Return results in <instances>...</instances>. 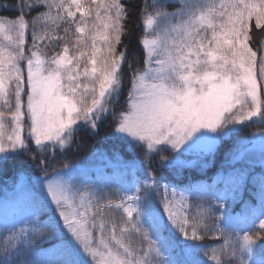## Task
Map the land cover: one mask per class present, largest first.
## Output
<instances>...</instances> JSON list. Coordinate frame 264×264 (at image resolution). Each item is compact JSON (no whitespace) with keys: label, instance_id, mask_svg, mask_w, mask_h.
<instances>
[{"label":"snow or ice","instance_id":"snow-or-ice-1","mask_svg":"<svg viewBox=\"0 0 264 264\" xmlns=\"http://www.w3.org/2000/svg\"><path fill=\"white\" fill-rule=\"evenodd\" d=\"M177 3L169 11L160 0H144L143 68L123 39L129 10L122 0H18L17 16L0 15V160L30 154L32 144L41 156L54 154L78 125L95 129L120 98L125 65L130 88L115 131L141 146L146 161L169 148H211L221 136L264 125V43L257 39H264V0ZM256 139L264 157V133L249 142ZM247 151L240 147L236 158ZM44 188L45 207L54 206L50 222L59 229L62 221L67 233L58 264H186L166 254L177 234L222 241L205 246L209 264H264V255L254 259L257 250L264 254V177L258 214L241 231L223 203L215 211L198 204L193 212L188 196L166 185L161 193L155 178L143 196L140 187L101 196L74 188L62 172L47 177ZM150 192L160 196L159 206L149 203ZM42 234L34 220L7 228L0 264H42L31 259Z\"/></svg>","mask_w":264,"mask_h":264},{"label":"trees","instance_id":"trees-1","mask_svg":"<svg viewBox=\"0 0 264 264\" xmlns=\"http://www.w3.org/2000/svg\"><path fill=\"white\" fill-rule=\"evenodd\" d=\"M17 2L18 0H0V15L17 16V11L12 7ZM160 2L166 4L169 11L178 7L177 0H160ZM122 3L129 10L127 21L129 34L123 39L129 45L130 59L138 58L139 66L143 68L144 54L139 41L143 34L140 13L143 9L144 0H122ZM32 15H35V10H33ZM257 39L264 43V39L260 37ZM128 71V67L125 65V83L119 100L113 103L117 109L114 110V114L112 113L105 121L101 122L99 128L92 129L85 125L79 126V130L75 133L70 145L63 151L56 149L55 155L48 151L41 156L35 149V145L32 144L30 154L15 155L7 160H0V198L7 195L12 196L19 185L20 178L25 180V190L29 193L26 201L27 204L29 201V208H24L25 212L28 213L13 212L0 219V237L6 234L7 228H11L13 225L19 228L26 221L34 220L43 229V234L36 239L37 254L31 259L40 261L42 264H58L60 260L65 258V236L67 233L63 229L62 221L59 222V229H56L50 222L48 207L54 206L48 204L45 207V202L48 200H44L41 183L53 172L66 168L74 169V188L91 189L101 196L105 194L116 196L118 193L131 194L136 187L141 188L140 194L143 196L146 191L144 186L151 184L153 178L159 184H166L168 187L175 186L182 192L184 190L185 195L187 194L186 189L190 187L191 183L205 182V188L192 190L191 194L186 195L193 205V212L198 204L212 207L215 211V205L223 203L222 211L227 217L232 218V228L235 231L247 228V223L239 221V215L244 211H247L248 217L253 212L258 214L261 204L259 181L261 177H264V171L260 170V166H252L239 159L235 160V156L238 149L244 144L243 141L264 131V125L248 126L242 131L233 132L229 137L221 136V143L216 150L203 159V163L207 164L204 171H199V165L195 168L185 167L182 171L175 169L174 166L171 167L169 164L175 160V155L168 149L154 153L151 160L146 161L144 149L141 146L115 133L117 117L121 111L126 109L123 100L127 97L130 88ZM96 154L106 155L109 161L118 164L94 170L91 166ZM32 156H35L36 159L33 160ZM42 159L43 163H41ZM180 174L182 177L179 179ZM240 176L243 179L238 183L230 181V177ZM220 185H222L221 190ZM160 191L162 193L161 186ZM35 193L36 195H34ZM150 196L149 203L159 206L160 196L156 195L155 192H150ZM18 215L23 217L18 218ZM221 242L211 239L202 242L184 241L177 234L175 242L166 254L170 259L183 260L186 264H190V261L194 259L205 260V264H209L203 255V251L206 250L205 246H215ZM185 244L191 245L198 251L189 254L187 250L183 249ZM262 255L264 254L257 250L254 259L259 262Z\"/></svg>","mask_w":264,"mask_h":264},{"label":"rangeland","instance_id":"rangeland-1","mask_svg":"<svg viewBox=\"0 0 264 264\" xmlns=\"http://www.w3.org/2000/svg\"><path fill=\"white\" fill-rule=\"evenodd\" d=\"M149 2H151V0H149ZM126 100H127V97L123 100V104H126ZM116 107H117L116 105H112L110 107L109 112L107 114L103 115L99 121H97V127L96 128H99L101 122L105 121L109 117V115H111L112 113L114 114V110L117 109ZM81 125H78V127ZM115 133H116V135L122 136L123 138L127 139L130 142H135V141H132L130 137L125 136V134L118 133L116 131H115ZM261 133H264V131H262ZM231 135H232V133L227 135V137H229ZM254 136H257V134ZM254 136L243 141L244 144L242 146L247 148L248 151L244 154V156L242 158H236L235 160L239 159L241 161H246V163H248L249 165L257 166V167L260 166V170L264 171V157H262V155H261L262 148H261V144L259 142V139H256L255 142H251V143L249 142L250 140H252V138ZM220 143H221V138L218 139L216 141V143L213 146H211V148L200 147V148L185 150V149H187V145H185L184 148H181L180 151H174V150L169 148L168 150L172 151L175 155V160L172 161L169 165L171 167L174 166V168L175 169L177 168V170H179V171H182V169L185 167H192V168L194 167L195 168L199 165V171H204L207 168V164L203 163V161H204L203 159L206 158L208 155H211L216 150V148L219 146ZM69 145H70V143L68 144V146ZM55 153H56V150H55ZM55 153L54 154L51 153V154L55 155ZM235 157H237V155ZM108 159L109 158L106 155L96 154L94 156L93 165L91 166V168H93L95 170V169L100 168V167H106L108 165L114 166V165L118 164L116 162L109 161ZM73 171H74L73 168H66V169H62V170L53 172L49 177H51L57 173L62 172L65 174V179L70 181L71 184L73 185V176H74ZM179 176H180L179 177V179H180L182 176H181V174ZM20 179H19L20 181L18 183L19 185H18L17 189L14 191V194L16 196L14 194H12L13 196L7 195V196H3L2 198H0V219H3L5 217V215L11 214L13 212H17L20 214H27L28 213V212H25L24 208L25 209L29 208V201H28V204L26 203V200L29 197V193L27 194L26 190H25V182H24L25 180H23L22 178H20ZM44 181L41 183V187H42V190L44 193V200L46 201V200H49V198L47 197L46 190L44 188ZM165 185L166 184H159V186L162 187V192H163V186H165ZM166 186H168V185H166ZM205 187H206L205 182L196 181V182H193L190 184V187L186 189V191H187L186 193L191 194L193 192L192 190H197V189H201V188H205ZM221 187H222V185H220V190H221ZM168 188L169 189H175L177 192H182L181 190H179L175 186H171ZM180 189H182V188H180ZM183 192H185V191L183 190ZM34 195H36V193ZM25 203H26V205L24 206ZM49 204H50V202H49ZM49 206H52V205L50 204ZM20 217H23V216L18 215V218H20ZM247 218H248V214L246 215V218H245V214H243V216L242 215L239 216V221L241 220V221L245 222V224H246L247 220H248Z\"/></svg>","mask_w":264,"mask_h":264}]
</instances>
